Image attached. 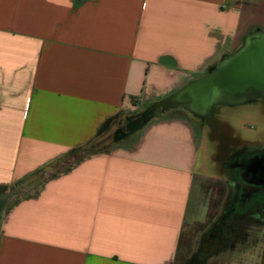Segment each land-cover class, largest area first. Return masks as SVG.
I'll use <instances>...</instances> for the list:
<instances>
[{
  "label": "crops",
  "instance_id": "crops-1",
  "mask_svg": "<svg viewBox=\"0 0 264 264\" xmlns=\"http://www.w3.org/2000/svg\"><path fill=\"white\" fill-rule=\"evenodd\" d=\"M256 32L264 0H0V186L28 192L0 221V264H173L213 176L171 103ZM148 112L60 167L109 119Z\"/></svg>",
  "mask_w": 264,
  "mask_h": 264
},
{
  "label": "rangeland",
  "instance_id": "rangeland-1",
  "mask_svg": "<svg viewBox=\"0 0 264 264\" xmlns=\"http://www.w3.org/2000/svg\"><path fill=\"white\" fill-rule=\"evenodd\" d=\"M173 113L187 118L194 128L199 143L205 147L206 167L213 176L203 183L200 200L208 208V217L203 223L185 228L173 264H188L190 260L196 264H240L235 261L239 256H243L248 264H264V244H257L261 237L264 238L261 229L264 196L243 197L230 177L235 152L262 146L264 101L215 106L205 117L185 108ZM154 116L156 118L158 114ZM142 120L127 131L117 133L127 120L123 116L114 118L91 143L71 151L60 167L66 169L89 154L107 152L118 143L127 142L139 126L144 125ZM54 173L48 171L41 179ZM23 195H28L27 188L17 186L0 197V221Z\"/></svg>",
  "mask_w": 264,
  "mask_h": 264
},
{
  "label": "flooded vegetation",
  "instance_id": "flooded-vegetation-1",
  "mask_svg": "<svg viewBox=\"0 0 264 264\" xmlns=\"http://www.w3.org/2000/svg\"><path fill=\"white\" fill-rule=\"evenodd\" d=\"M261 33V32H259ZM252 40V39H251ZM241 48V47H240ZM240 48L236 49L233 53V57L237 54ZM230 54V55H231ZM229 61L222 62L220 61L213 69H211L208 74L198 81L204 80L205 78H215L217 72L223 68L226 63ZM192 85H190L191 87ZM187 88L183 91L175 101L171 104L180 105L187 109L190 113L195 115L205 117L215 106H221L227 104L241 105L254 103L256 101H264V91L254 88H247L243 93L230 94L223 91H218L214 95L209 96L204 101H193L191 99L190 92L196 88ZM243 101V102H241ZM246 101V102H244ZM238 103V104H235ZM142 116L135 119H129L126 121L125 126L119 128L117 133H123L130 129L133 124H136ZM264 158V140L262 141V146L257 148H244L242 151H237L233 155V163L231 164L230 177L235 181L237 188L242 191V196L246 198H252L255 196H264V186L263 185H254L250 183L252 180L258 179L257 176H254L252 171V163L258 162ZM188 264H196L195 261H189Z\"/></svg>",
  "mask_w": 264,
  "mask_h": 264
},
{
  "label": "water",
  "instance_id": "water-1",
  "mask_svg": "<svg viewBox=\"0 0 264 264\" xmlns=\"http://www.w3.org/2000/svg\"><path fill=\"white\" fill-rule=\"evenodd\" d=\"M194 87L196 89L190 92L193 101H204L218 91L230 94L243 93L247 88L264 91V35H257L252 40H249L248 47L235 54L217 72L215 78H205L197 81L190 88L194 89ZM161 107L165 109L171 107V104L163 103L160 105ZM149 114L150 112L145 114L142 124L149 120ZM251 168V172L258 179L252 180L250 183L264 186V158L252 163Z\"/></svg>",
  "mask_w": 264,
  "mask_h": 264
},
{
  "label": "trees",
  "instance_id": "trees-1",
  "mask_svg": "<svg viewBox=\"0 0 264 264\" xmlns=\"http://www.w3.org/2000/svg\"><path fill=\"white\" fill-rule=\"evenodd\" d=\"M257 35H264V33L256 32V33H252V34L246 36V37L244 38L242 44H241V48H240L239 52L242 51V50H244L245 48H247V47H248V41L251 40V39H253V38H254L255 36H257ZM239 52H238V53H239ZM232 58H233V54H231V55H227V56H225L221 61L224 62V61H226L227 59L230 60V59H232ZM241 102H243V101H241ZM244 102H246V101H244ZM224 104H227V103H224ZM114 118H116V117H114ZM114 118L109 119L107 122H105V123L102 125V127L100 128V130H99V132L97 133L96 137L99 136V135L101 134L103 128H105V126H106L111 120H113ZM96 137H95V138H96ZM95 138H94V139H95ZM94 139H93V140H94ZM93 140H92V141H93ZM92 141H91V142H92ZM91 142H90V143H91ZM11 189H12V188L9 189V188L6 187V186H0V197H2L3 194H4L7 190H11ZM16 202H18V199L16 200ZM16 202H14V203L9 207V210L11 209V207H12ZM231 209H232V208H231ZM240 210H241V209H240Z\"/></svg>",
  "mask_w": 264,
  "mask_h": 264
}]
</instances>
